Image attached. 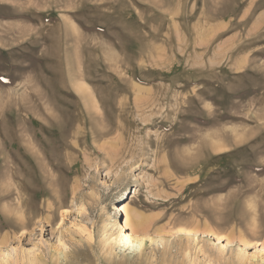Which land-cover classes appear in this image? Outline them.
<instances>
[{
  "label": "rangeland",
  "instance_id": "374dc122",
  "mask_svg": "<svg viewBox=\"0 0 264 264\" xmlns=\"http://www.w3.org/2000/svg\"><path fill=\"white\" fill-rule=\"evenodd\" d=\"M0 264H264V0H0Z\"/></svg>",
  "mask_w": 264,
  "mask_h": 264
},
{
  "label": "bare ground",
  "instance_id": "6f19581e",
  "mask_svg": "<svg viewBox=\"0 0 264 264\" xmlns=\"http://www.w3.org/2000/svg\"><path fill=\"white\" fill-rule=\"evenodd\" d=\"M149 98V97H148ZM141 99V98H140ZM138 100H139V98H138ZM138 102V101H137ZM138 104V103H137ZM221 138V137H220ZM168 176V175H167ZM137 190H135V192H136ZM132 197H134V195L132 196ZM126 206H124V209H122L123 211H124V213H126V215H129V218L127 219V221L123 224V227H125V228H129V225L132 227V231H133V226H134V224H133V222L136 224V225H140V224H142L141 223V221H140V219H139V217L141 216L140 215V213L138 212V211H135V216L134 217H132L131 215H130V212H128V208H125ZM136 212H138V213H136ZM138 215H140V216H138ZM223 221V220H222ZM198 229V228H197ZM172 230V229H171ZM171 230H167L166 229V231H165V228H164V231L162 230V229H155V232L156 233H158L159 234V236L161 235V236H163V237H172L173 236V233L171 232ZM211 232V231H210ZM258 232V231H257ZM88 233H89V237L91 238L92 236H93V232L92 231H88ZM217 236H219V235H217ZM126 240L127 241H129L130 240V237H127L126 238ZM245 241V240H244ZM244 244H246V242H244ZM133 246V245H132ZM125 261V260H124Z\"/></svg>",
  "mask_w": 264,
  "mask_h": 264
}]
</instances>
